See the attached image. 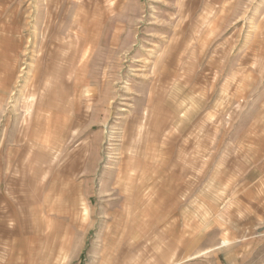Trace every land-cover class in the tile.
<instances>
[{"label":"rangeland","instance_id":"1","mask_svg":"<svg viewBox=\"0 0 264 264\" xmlns=\"http://www.w3.org/2000/svg\"><path fill=\"white\" fill-rule=\"evenodd\" d=\"M263 138L264 0H0V264H253Z\"/></svg>","mask_w":264,"mask_h":264},{"label":"crops","instance_id":"2","mask_svg":"<svg viewBox=\"0 0 264 264\" xmlns=\"http://www.w3.org/2000/svg\"><path fill=\"white\" fill-rule=\"evenodd\" d=\"M30 136H31V132H30ZM260 143L262 144V147H264V138L262 139V141ZM261 153H262V155H259V157H257V161L250 164V210L253 209V210H263L264 211V148L261 151ZM38 156H39V154L34 156V158L35 157L37 158ZM251 167L253 170L252 172H251ZM117 173L118 172H116V171L115 172H111V171L107 172L105 175V179H107V183H109L111 180H116ZM165 175L166 176L163 177L164 184L169 189H172L171 185L173 184L172 179H174V174L172 172H166ZM103 189H105V188H103ZM124 189H125V187H123V186H119L115 189V190H117V193H119V197L121 196L122 191ZM171 197H172V195L170 197H169V195H168V197H167V195L163 196L162 199H159L156 204L152 205V207H150L147 210V213L152 215V219L155 222L156 220H158L160 218L159 216H162V213L164 214L165 211H168V213H166L164 216L166 218H169V219L172 218V222L174 224V227H177L178 223H179L178 217L175 218V216H173V215H171V217H170V209L172 207L170 206L169 202L170 203L172 202L173 206L175 203V201L173 199H171ZM163 201H166V204L168 203V205L165 206L164 208L162 205ZM119 202L125 203L126 199L120 198L117 201H113L112 203L117 204ZM251 205H252V207H251ZM135 206L137 207L136 204H135ZM138 209H139V207L134 208L135 211H137ZM159 210H162L163 212H161ZM156 211H158V214ZM144 212H145V210L143 212L141 210V213H144ZM20 220H21V226H23V227L30 226V221L28 219L24 218V219H20ZM173 230H166V231L168 234H172ZM1 236L2 237L6 236L7 239L8 238L11 239L15 235H11L10 232L7 231L5 235L3 234ZM2 239L5 240V238H2ZM2 239H1V241H4ZM40 241H41V238L39 235H31V233L29 231L23 232L21 234H17L15 244L11 247V250L9 249L10 254H8V257H10V260L8 261V263L2 262V264H14V258H17L19 260V264H31V243H39ZM263 242H264V236H263ZM258 253H259V255L256 252H253V255H252L253 264H258V263L264 264V248L262 249V251H258ZM250 258H251V251H250ZM259 259H261V260H259Z\"/></svg>","mask_w":264,"mask_h":264}]
</instances>
